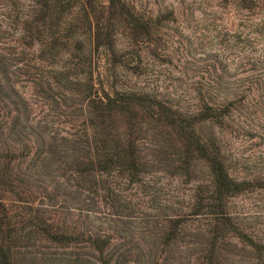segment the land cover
<instances>
[{
	"label": "trees",
	"instance_id": "16d2710c",
	"mask_svg": "<svg viewBox=\"0 0 264 264\" xmlns=\"http://www.w3.org/2000/svg\"><path fill=\"white\" fill-rule=\"evenodd\" d=\"M213 7L200 20L234 30L222 42L238 66L210 62L180 103L148 80L188 20L179 8L0 0V264H264L263 238L230 209L264 186L231 150L264 94V0ZM162 169L192 189L134 216L128 188ZM127 221L141 224L132 244Z\"/></svg>",
	"mask_w": 264,
	"mask_h": 264
},
{
	"label": "rangeland",
	"instance_id": "374dc122",
	"mask_svg": "<svg viewBox=\"0 0 264 264\" xmlns=\"http://www.w3.org/2000/svg\"><path fill=\"white\" fill-rule=\"evenodd\" d=\"M156 1L162 6L179 8L178 11H183L188 20L179 27H172L173 32L170 31V34L173 33L174 36L166 50L169 57L165 59L169 61H158V65L152 70L148 80L153 86L164 88V92L174 96L180 103H185L188 99V89L204 75L202 71L210 62L218 66L226 64L229 73H234L240 52L231 51L226 46L229 44L222 42L224 37L231 39L234 30L228 31L217 22L200 20L202 15L210 14V11L215 9L213 6L216 0ZM262 47L263 45L254 46V49L247 51L246 57L251 55L253 58L252 54L256 56ZM250 51L252 53H249ZM258 94L264 96L263 90L256 92L253 102L256 100L260 103L255 102L247 110H242L244 113L241 114V122L236 127L237 132L231 144L235 158L239 162L242 161L241 167H245L249 175L264 174V97H258ZM169 172L162 169L149 174L145 179L147 187L140 192L128 188L127 197L137 206L132 212L134 216H140L144 212L151 213L154 209L166 211L169 206L180 202L189 194L192 185L172 177ZM230 209L238 215L239 222L247 232H252L264 240V186L251 184L242 194L230 201ZM139 222L131 223L128 234H123L128 243L132 244L140 238Z\"/></svg>",
	"mask_w": 264,
	"mask_h": 264
}]
</instances>
